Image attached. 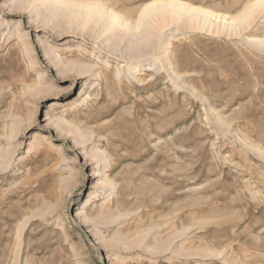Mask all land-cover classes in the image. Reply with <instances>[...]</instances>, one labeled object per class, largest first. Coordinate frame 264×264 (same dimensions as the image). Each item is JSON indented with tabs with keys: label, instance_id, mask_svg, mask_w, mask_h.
I'll return each instance as SVG.
<instances>
[{
	"label": "rangeland",
	"instance_id": "obj_1",
	"mask_svg": "<svg viewBox=\"0 0 264 264\" xmlns=\"http://www.w3.org/2000/svg\"><path fill=\"white\" fill-rule=\"evenodd\" d=\"M69 1L0 0V264H264V0Z\"/></svg>",
	"mask_w": 264,
	"mask_h": 264
},
{
	"label": "bare ground",
	"instance_id": "obj_2",
	"mask_svg": "<svg viewBox=\"0 0 264 264\" xmlns=\"http://www.w3.org/2000/svg\"><path fill=\"white\" fill-rule=\"evenodd\" d=\"M51 1H52V3H55L56 5H63L67 8H68V6H70L71 8L73 7V8H76L77 10H81L85 13V15H87L88 18H92L94 15H96V16L102 15L103 17H108L107 23H109V24L117 23V17L116 16L109 15V14L107 15V14H105V12L103 13L101 7H99L96 4L83 3V2L82 3H78V2L76 3L75 1H69V0H51ZM254 4L248 6L244 10L245 12H243L241 17L238 18V20L231 21L229 24L225 23L226 21L224 22V24L221 23L222 27H224V28L226 27L228 30H230L232 32H236V33L239 32V29L242 26H245V24L249 21V19L252 17V15L256 13L255 11L260 7L262 8V4H264V1L263 2L259 1L258 3H254ZM206 14H209V12L204 11L203 9H200V8H196L195 6L193 7L192 5L186 4L182 1H178V0H155V1H152L151 3H149L147 5V8H145V10L142 12L140 19L138 20V22L136 23L135 26L133 25L134 26L133 28L141 29L146 24H149L150 22H152L154 19L158 20L159 16L164 17L165 15H170L173 18H176L177 20H180V19L183 20L185 18V20H190L189 22H191V23H192V21H195V23H196V21H198L200 23V25H201V23L204 24V26L210 25L211 19H209L206 16ZM87 17H85V18H87ZM216 19H217V17L214 16V21L216 23L220 24V22H219L220 20H216ZM236 21H238V22H236ZM123 27H125L128 31L130 29L132 30V27L128 26L126 23L123 25ZM146 36H148V35H146ZM259 43H264V42L259 41Z\"/></svg>",
	"mask_w": 264,
	"mask_h": 264
}]
</instances>
